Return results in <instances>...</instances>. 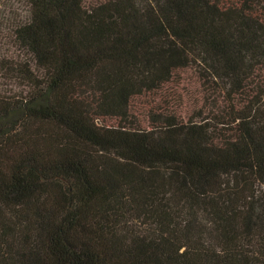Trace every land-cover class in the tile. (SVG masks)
I'll list each match as a JSON object with an SVG mask.
<instances>
[{"label": "trees", "instance_id": "16d2710c", "mask_svg": "<svg viewBox=\"0 0 264 264\" xmlns=\"http://www.w3.org/2000/svg\"><path fill=\"white\" fill-rule=\"evenodd\" d=\"M20 1L0 264H264V0Z\"/></svg>", "mask_w": 264, "mask_h": 264}, {"label": "rangeland", "instance_id": "374dc122", "mask_svg": "<svg viewBox=\"0 0 264 264\" xmlns=\"http://www.w3.org/2000/svg\"><path fill=\"white\" fill-rule=\"evenodd\" d=\"M22 8L23 4L20 0H0V55H9L11 52H15V46L12 40H9L10 35L7 22L10 21L13 15L22 11ZM188 86L191 88V98H196V101L192 104V101L189 99L187 102L189 105H194L200 101L203 91L197 81L196 83L194 81L190 82ZM0 87L4 91L13 92V90L18 88V85L7 81L1 84ZM32 129H34V126L31 125Z\"/></svg>", "mask_w": 264, "mask_h": 264}]
</instances>
